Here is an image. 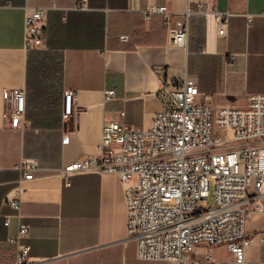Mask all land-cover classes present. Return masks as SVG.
<instances>
[{
  "label": "crops",
  "instance_id": "1",
  "mask_svg": "<svg viewBox=\"0 0 264 264\" xmlns=\"http://www.w3.org/2000/svg\"><path fill=\"white\" fill-rule=\"evenodd\" d=\"M198 4L231 14L225 35L213 18L194 14L182 46L171 41L161 14L145 18L153 7L181 15ZM39 7L46 10L44 41L28 50L26 12ZM49 56L60 60L61 109L64 90L76 92L72 114H60L51 126L11 127L4 112L12 101L4 90L28 88L33 64ZM184 68L198 79L201 100L213 106L245 105L250 94L264 93V0H0V264L15 262L9 238L20 221L30 227L24 241L31 264H176L137 258L127 229L126 184L116 174L65 177L60 170L100 155L107 122L149 129L164 106V80ZM110 88L118 99H105ZM24 158H35L41 169L22 184L19 219L6 197L15 193ZM247 230L264 236V212L250 215ZM246 261L264 264V242L247 248ZM188 264L235 263L225 246L202 244Z\"/></svg>",
  "mask_w": 264,
  "mask_h": 264
},
{
  "label": "built area",
  "instance_id": "2",
  "mask_svg": "<svg viewBox=\"0 0 264 264\" xmlns=\"http://www.w3.org/2000/svg\"><path fill=\"white\" fill-rule=\"evenodd\" d=\"M45 13L43 7L27 9L28 50L43 44ZM154 14L164 17L171 41L182 46L188 44L194 14L213 18L219 35L226 34L231 16L204 4L189 7L181 15L153 7L145 12L146 20ZM27 94L25 87L4 90L12 101L4 112L11 127L26 125ZM201 95L198 79L187 68L172 74L161 89L163 109L149 129L117 120L107 122L100 155L75 160L60 170L65 177L112 173L126 184L128 235L136 243L141 261L188 264L196 248L205 244L223 245L235 264H248L247 248L264 242V236L250 235L247 230L250 215L264 212V93L250 94L242 106H213L202 101ZM75 98V90H64L67 115L72 114ZM118 98L115 88L105 91L107 101ZM19 169L18 186L6 202L21 219L22 184L41 168L35 158H24ZM9 224L8 216L5 225ZM29 232V225L20 221L17 233L9 238L16 245L14 264L32 263L31 246L24 241Z\"/></svg>",
  "mask_w": 264,
  "mask_h": 264
},
{
  "label": "rangeland",
  "instance_id": "3",
  "mask_svg": "<svg viewBox=\"0 0 264 264\" xmlns=\"http://www.w3.org/2000/svg\"><path fill=\"white\" fill-rule=\"evenodd\" d=\"M33 68L27 88L26 124L30 121V124L40 126L55 125L60 114L66 115L65 103L63 109L60 107L62 93L60 60L55 56L43 57L33 64ZM211 191L213 195V185ZM210 200L214 203L213 196Z\"/></svg>",
  "mask_w": 264,
  "mask_h": 264
},
{
  "label": "trees",
  "instance_id": "4",
  "mask_svg": "<svg viewBox=\"0 0 264 264\" xmlns=\"http://www.w3.org/2000/svg\"><path fill=\"white\" fill-rule=\"evenodd\" d=\"M153 16V15H152ZM152 18V17H151Z\"/></svg>",
  "mask_w": 264,
  "mask_h": 264
},
{
  "label": "water",
  "instance_id": "5",
  "mask_svg": "<svg viewBox=\"0 0 264 264\" xmlns=\"http://www.w3.org/2000/svg\"><path fill=\"white\" fill-rule=\"evenodd\" d=\"M250 264H252V263H250Z\"/></svg>",
  "mask_w": 264,
  "mask_h": 264
}]
</instances>
